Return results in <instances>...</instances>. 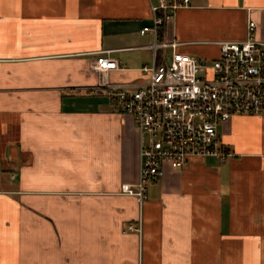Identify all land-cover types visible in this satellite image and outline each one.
Masks as SVG:
<instances>
[{"label":"crops","instance_id":"crops-1","mask_svg":"<svg viewBox=\"0 0 264 264\" xmlns=\"http://www.w3.org/2000/svg\"><path fill=\"white\" fill-rule=\"evenodd\" d=\"M158 1L0 0V264H264V115L219 128L225 162L166 165L142 204L120 194L140 134L97 90L148 79ZM250 22L264 43V0H190L161 37L213 63ZM100 56L123 69L101 75Z\"/></svg>","mask_w":264,"mask_h":264},{"label":"built area","instance_id":"built-area-1","mask_svg":"<svg viewBox=\"0 0 264 264\" xmlns=\"http://www.w3.org/2000/svg\"><path fill=\"white\" fill-rule=\"evenodd\" d=\"M190 0H159L151 5L153 23L141 35L153 37L152 64L142 68L148 79L128 88L101 78L106 94L121 113L130 115L140 134V169L136 184H123L120 194L147 199L149 186L164 178V167L182 170L194 158L221 163L233 157L223 146L219 128L241 115H264V43L256 40L250 22L247 39L221 43V57L206 63L179 53V44L161 37L176 12ZM93 70L104 75L123 69L100 56ZM142 222L124 233H142Z\"/></svg>","mask_w":264,"mask_h":264}]
</instances>
